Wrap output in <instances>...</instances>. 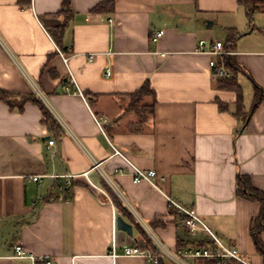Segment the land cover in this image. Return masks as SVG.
Here are the masks:
<instances>
[{"label": "crops", "instance_id": "crops-1", "mask_svg": "<svg viewBox=\"0 0 264 264\" xmlns=\"http://www.w3.org/2000/svg\"><path fill=\"white\" fill-rule=\"evenodd\" d=\"M64 1L0 0V89L38 95L58 122L45 124L33 102L18 111L0 99V264H30L10 257L16 242L56 264H216L178 255L220 250L216 238L247 263L264 264L251 232L261 203L237 193L239 175L264 192V10L250 23L237 0H113L114 11L102 13L94 8L108 0ZM159 30L164 36L153 42ZM231 30L245 112L253 82L263 90L247 125L234 115L236 91L218 87L212 55L198 49L200 40L206 50L214 40L227 44ZM147 82L155 95L134 97ZM112 145L156 170L162 191L135 183ZM163 192L194 208L216 238L190 232ZM119 216L132 235L118 228ZM127 246L162 256H128Z\"/></svg>", "mask_w": 264, "mask_h": 264}, {"label": "trees", "instance_id": "trees-1", "mask_svg": "<svg viewBox=\"0 0 264 264\" xmlns=\"http://www.w3.org/2000/svg\"><path fill=\"white\" fill-rule=\"evenodd\" d=\"M238 4L244 8L246 16L251 23L256 15L264 10V0H237ZM70 5V0L64 1V6L68 7ZM115 8V3L113 0H108L100 3L97 7L94 8L96 12H113ZM68 21V20H67ZM65 26V24H64ZM63 25L57 28L61 33ZM60 33V35H61ZM60 35L56 36L58 42H60ZM239 35L237 36L234 30H231L228 35V43L225 44V48L227 51H234V44L236 43ZM224 64L226 69L228 70V76L225 78H220L217 82V85L221 89L234 90L237 93V101L235 102V112L234 115L239 119L242 118L244 124L247 125L250 116L255 111V109L259 106L261 101L263 100V90L255 83V101L252 105V108L249 112H245L244 110V93L239 84L238 77L240 72H243V68L238 63L234 54H227L224 56L223 61L219 62V65ZM215 74V71H213ZM249 76L250 74L247 73ZM216 75V74H215ZM147 95H155L154 90L151 88L149 82L145 83L144 86L136 91L133 96L137 98H143ZM0 99L7 103L11 110L23 111L24 106L27 102H33L38 105L43 112L44 120L43 122L49 127L53 128L57 126L58 122L43 100L35 94L26 95L19 97L15 93L0 89ZM220 108L225 111L229 108V104H225L223 102H219ZM152 108V105L150 106ZM112 193L113 199L120 209L122 214L126 217H131L129 210L123 204V202L119 199L118 196ZM237 193L245 198L258 200L261 203V212L258 218L254 221L253 226L251 228V232L253 234L256 247L258 251L264 256V242L261 237V233L264 229V192L259 191L255 187L252 186L250 182V178L246 175H239L237 178Z\"/></svg>", "mask_w": 264, "mask_h": 264}, {"label": "built area", "instance_id": "built-area-1", "mask_svg": "<svg viewBox=\"0 0 264 264\" xmlns=\"http://www.w3.org/2000/svg\"><path fill=\"white\" fill-rule=\"evenodd\" d=\"M109 22H112V19H109ZM164 36V30L156 31L153 35L151 40L153 42H158L162 37ZM209 44L206 40H200L198 43V49L200 51H207L209 54L212 55V59L210 60V66L215 71L216 76L219 78H225L228 76V70L224 66V64L219 65L220 61H223L224 56L227 54H230L229 51L225 48L224 42L221 40H214L210 43V48L206 50V46ZM61 55L63 56L65 62H68V58L65 56L64 53L59 50ZM92 59V58H91ZM112 75V70L108 68L105 72V77H110ZM71 83L75 85L76 92L81 95L84 98L83 92L80 90L75 78L71 75ZM98 126L103 130L102 128V122L95 118ZM54 140H49V145L54 144ZM114 149V154L121 156L123 159L126 160L128 165L131 167L133 181L135 183H139L142 181H146L158 190H161V187L158 182V173L156 170H143L142 168L135 165L123 152H121L116 146L112 145ZM117 172L121 173L122 170L118 169ZM41 178V176H33L31 179L38 181ZM70 182V181H69ZM164 193V192H163ZM165 194V193H164ZM166 198L168 199L169 203L175 208L176 211L180 213V220L184 226L190 231V232H196L198 230H206L209 233L213 235V232L211 229L205 224L201 216L198 214V212L191 207L184 206L183 204L177 202L175 199H173L170 195L165 194ZM214 236V235H213ZM215 237V236H214ZM216 238V237H215ZM216 241L218 242L220 246V250L218 249H210V248H203V247H194V248H188L186 250H179L178 255L179 256H185V257H204L207 259H210L214 261L216 264H224L226 259L233 258L237 259L243 263L249 264L246 261H244L238 251L236 249H231L226 246H224L218 238H216ZM160 248L163 250L165 254L172 255L168 250H166L162 244L159 243ZM124 254L128 256H146L156 261V258L159 256H162V254L152 253L147 250H142L139 247H125L124 248ZM14 259H29L30 264H56L53 260L46 258L45 256H39L35 255L33 253L27 252L23 244L21 242H16L13 246V253L10 256ZM176 257V256H175Z\"/></svg>", "mask_w": 264, "mask_h": 264}, {"label": "water", "instance_id": "water-1", "mask_svg": "<svg viewBox=\"0 0 264 264\" xmlns=\"http://www.w3.org/2000/svg\"><path fill=\"white\" fill-rule=\"evenodd\" d=\"M118 228L129 233L133 234V225L125 220L123 216H119L117 219Z\"/></svg>", "mask_w": 264, "mask_h": 264}, {"label": "rangeland", "instance_id": "rangeland-1", "mask_svg": "<svg viewBox=\"0 0 264 264\" xmlns=\"http://www.w3.org/2000/svg\"><path fill=\"white\" fill-rule=\"evenodd\" d=\"M257 18H262V15H258ZM223 38H224V36H223ZM242 81L246 85L245 86L246 87V93H249V85H248L249 83L247 81L245 82V79H242Z\"/></svg>", "mask_w": 264, "mask_h": 264}]
</instances>
